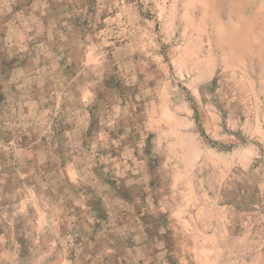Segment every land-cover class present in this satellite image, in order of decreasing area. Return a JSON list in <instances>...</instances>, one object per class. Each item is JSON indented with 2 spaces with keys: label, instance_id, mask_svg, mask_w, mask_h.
Segmentation results:
<instances>
[{
  "label": "rangeland",
  "instance_id": "rangeland-1",
  "mask_svg": "<svg viewBox=\"0 0 264 264\" xmlns=\"http://www.w3.org/2000/svg\"><path fill=\"white\" fill-rule=\"evenodd\" d=\"M65 1L73 40L135 60V91L115 107L98 96L79 112L69 97L72 111H39L51 97L18 27L48 15L0 0V264H97L104 249L127 264H264V0H105L97 20L80 15L93 0ZM32 87L44 104L29 103ZM85 121L114 142L64 136ZM141 226L147 259L129 236Z\"/></svg>",
  "mask_w": 264,
  "mask_h": 264
},
{
  "label": "crops",
  "instance_id": "crops-1",
  "mask_svg": "<svg viewBox=\"0 0 264 264\" xmlns=\"http://www.w3.org/2000/svg\"><path fill=\"white\" fill-rule=\"evenodd\" d=\"M93 1L96 6L94 8L95 12L90 13L88 6H85V4L80 7V15H89L95 20L104 18L103 3L105 0ZM56 2V5L53 4L52 7L51 4L49 5L43 0H33L34 6L39 4V6L44 9L42 13L33 10L32 16L34 19L41 15L44 16L45 12L46 15H48V21L46 24H44L45 21H42L41 24L35 22V24H32L29 27H27V25H21L18 27L19 29H22L21 32L29 31L30 29L33 33V40L26 46V49L31 47L28 51L31 54L29 60H27L33 66L31 77H34L35 80L43 81L42 86H44V89L46 87L48 96L51 97L49 100L50 103H48V108L46 105H43L44 107H39V111H72L73 109L69 103L71 98L69 99V97H73L77 100V104L81 107L79 106L74 109L79 112L93 111V108H89L91 106L98 107V96L103 97V103L105 105L109 104L112 105V107H115L118 104H124L126 102L125 97L130 95L129 92L131 89L134 90V88L129 86V81L136 73L135 60L125 54V48L118 49L113 52L111 58L104 59L100 56V53L102 52L101 49L104 46L103 43L92 41L91 44H87L82 41L73 40L70 35L71 28L69 27L68 22L63 23L61 19L63 13H66L64 17L69 15L71 5H67L65 0H57ZM86 12H88V14H86ZM108 16L106 19H109L108 21L111 22L110 24L119 23L118 10H112L111 14L109 13ZM60 33H63L64 35L62 36V40L59 38ZM43 35H46V39H42ZM21 70L23 69L18 68L16 72ZM119 79L121 81L123 80L122 87L113 84L114 80L116 81L115 83L118 84ZM32 89L33 90L30 94L27 95L29 103L35 105L44 104L42 100H40L39 95H37L38 91H34L35 89L33 87ZM131 95L134 96L135 93ZM92 125L91 121H85L82 125L75 123L74 125L67 127L64 136H77L79 137V140H82L88 145L99 144L98 142L102 137L105 141L109 142V144L114 142V140H112L113 137L111 136V129L104 128L106 123H101L100 126L95 124L94 128ZM124 140L118 141V143L124 142ZM121 174V171L116 167L111 168V176L116 180L122 176ZM103 205H105V201L98 199L97 206L103 207ZM115 220L117 223L114 224H120V222L122 223L124 221V218H115ZM83 223L88 224L89 227L92 226L86 219ZM31 225H33L32 231L28 236H32L33 239L39 237V233L34 230V227H36L37 224L33 222ZM146 232V228L144 229L141 226V228H137L136 231L129 233L132 240H143V242L133 244V256L143 254L145 259L148 258L149 247L147 244H144L145 239L147 240L149 236ZM90 234L93 235L94 232L92 231ZM96 234L95 237L98 239V235ZM4 235L5 234L3 233V236ZM95 237L93 239L96 240ZM102 237H104V235H102ZM73 238L84 239V235L78 233L74 235ZM111 252L112 251H109L108 249L97 251L94 254V257H97V264H127L122 258V251H117L116 255H111L113 254ZM108 257L113 258H110L108 262ZM61 264L76 263L75 261L69 262L64 260ZM131 264H141V262L133 261Z\"/></svg>",
  "mask_w": 264,
  "mask_h": 264
}]
</instances>
